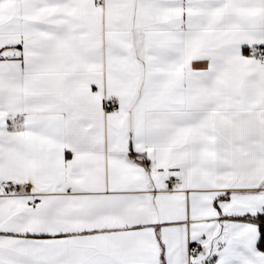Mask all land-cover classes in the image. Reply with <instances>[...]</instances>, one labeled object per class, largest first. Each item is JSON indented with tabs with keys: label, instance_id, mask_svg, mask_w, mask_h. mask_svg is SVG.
<instances>
[{
	"label": "snow or ice",
	"instance_id": "1",
	"mask_svg": "<svg viewBox=\"0 0 264 264\" xmlns=\"http://www.w3.org/2000/svg\"><path fill=\"white\" fill-rule=\"evenodd\" d=\"M0 264H264V0H0Z\"/></svg>",
	"mask_w": 264,
	"mask_h": 264
}]
</instances>
